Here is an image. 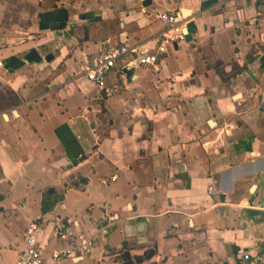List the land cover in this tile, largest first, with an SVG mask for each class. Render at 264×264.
Returning <instances> with one entry per match:
<instances>
[{
	"label": "crops",
	"instance_id": "crops-1",
	"mask_svg": "<svg viewBox=\"0 0 264 264\" xmlns=\"http://www.w3.org/2000/svg\"><path fill=\"white\" fill-rule=\"evenodd\" d=\"M170 11L186 41L159 73L126 56L108 93L86 79L111 47L153 51ZM0 62V264L32 222L47 264L264 256V0H0ZM79 235L90 255L49 259Z\"/></svg>",
	"mask_w": 264,
	"mask_h": 264
},
{
	"label": "built area",
	"instance_id": "built-area-1",
	"mask_svg": "<svg viewBox=\"0 0 264 264\" xmlns=\"http://www.w3.org/2000/svg\"><path fill=\"white\" fill-rule=\"evenodd\" d=\"M158 19L165 24L166 31L160 37V41L153 51L146 45L129 46L128 44H122L111 47L106 54L94 58L89 63L85 71L86 79L99 90L108 93L107 77L116 68L117 63L126 56H134V60L130 64L144 66L154 73H159L162 62L170 48H175V46L186 41L187 30L185 20L179 12H162L158 15ZM2 66L3 64L0 62V67ZM211 194H215L214 190H211ZM254 207L264 211V201ZM53 226L60 242L67 244L71 238L75 237L72 226L66 225L61 221L54 223ZM40 232L39 223L32 222L29 225L25 233L26 249L19 253L15 264H47L45 258L47 250L40 243ZM102 232L107 234L109 231L107 227H104ZM94 244L95 235L90 237L79 235L76 246L66 245L65 247L49 250V259L53 263H59L61 260L72 258L73 256H88L91 254ZM240 264H264V256L244 252Z\"/></svg>",
	"mask_w": 264,
	"mask_h": 264
},
{
	"label": "trees",
	"instance_id": "trees-1",
	"mask_svg": "<svg viewBox=\"0 0 264 264\" xmlns=\"http://www.w3.org/2000/svg\"><path fill=\"white\" fill-rule=\"evenodd\" d=\"M44 208H46V207H44ZM44 211H47V209H43Z\"/></svg>",
	"mask_w": 264,
	"mask_h": 264
}]
</instances>
